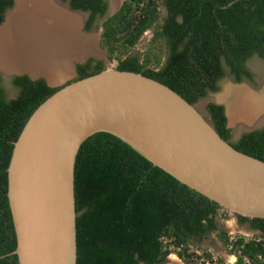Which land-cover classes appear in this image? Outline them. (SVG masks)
Masks as SVG:
<instances>
[{
  "label": "trees",
  "instance_id": "obj_1",
  "mask_svg": "<svg viewBox=\"0 0 264 264\" xmlns=\"http://www.w3.org/2000/svg\"><path fill=\"white\" fill-rule=\"evenodd\" d=\"M88 13L84 29L106 15V0H62ZM14 0H0V23ZM161 8L166 15L161 16ZM146 31L145 50L132 49ZM101 49L118 70L153 78L195 103L220 90L230 76L254 81L248 61H264V0H124L102 23ZM101 59L76 63L66 83L106 69ZM10 97L0 76V264H19L13 253L16 234L8 201V166L14 143L35 109L61 86L16 75ZM216 131L237 150L264 161V127L245 131L233 141L225 106L208 102ZM76 264H169L175 253L185 264L212 259L215 264H264V218L236 215L260 234L246 237L218 229L228 217L217 202L189 187L116 135L100 131L81 144L75 162ZM213 233L228 263L201 241ZM201 250V255L190 251Z\"/></svg>",
  "mask_w": 264,
  "mask_h": 264
},
{
  "label": "water",
  "instance_id": "obj_2",
  "mask_svg": "<svg viewBox=\"0 0 264 264\" xmlns=\"http://www.w3.org/2000/svg\"><path fill=\"white\" fill-rule=\"evenodd\" d=\"M55 1L87 18V12ZM106 1L109 11L101 25L124 2ZM15 4L16 0L0 26ZM90 56L96 57L87 54L72 60L70 73L57 82L25 70L0 69L3 81L25 74L30 79L43 78L49 86H61L27 120L7 169V195L17 240L13 253L19 264H76V156L83 141L100 131L116 135L230 214L264 218V161L223 139L207 109L203 107L209 119L197 107L199 100L189 103L153 78L116 68L66 83L76 76L74 63ZM262 127L264 121L238 129L232 126L231 134L237 139L245 131ZM167 260L173 259L168 256Z\"/></svg>",
  "mask_w": 264,
  "mask_h": 264
},
{
  "label": "bare ground",
  "instance_id": "obj_3",
  "mask_svg": "<svg viewBox=\"0 0 264 264\" xmlns=\"http://www.w3.org/2000/svg\"><path fill=\"white\" fill-rule=\"evenodd\" d=\"M55 2L16 0L0 26V69L25 70L57 82L70 73L72 59L94 55L92 41L77 34L82 14ZM259 96L245 87L234 90L237 102L227 109L232 126L238 129L264 121V101Z\"/></svg>",
  "mask_w": 264,
  "mask_h": 264
},
{
  "label": "rangeland",
  "instance_id": "obj_4",
  "mask_svg": "<svg viewBox=\"0 0 264 264\" xmlns=\"http://www.w3.org/2000/svg\"><path fill=\"white\" fill-rule=\"evenodd\" d=\"M165 15H166L165 9L161 8V16H165ZM81 16H82L81 21H80L81 24H79V27L81 30H79V32L80 34L87 33L84 35L87 37H91L93 41L92 44L94 48V54L96 55V57L94 58L103 60L107 68H114L112 66V61H109L107 55L101 49L100 44H99V36H100L101 29H102L101 23H100L101 18L96 20L94 23V26L87 31L84 29L86 18L83 17V15ZM150 37H151V32L146 31L144 35L141 37L140 41L132 49V52L142 54V52L145 50L146 43L148 42V39ZM248 64H249V67L255 73V78L253 82H250L247 80H243L242 82H235L230 76H227L220 82L219 84L220 90H218L216 93H208L205 97L199 99V102H197V107L200 109L203 115L207 116V119L209 118H208V115H206L203 107L206 108V104L211 101L222 103L224 104V106H227V107H229V105L236 104L237 101L234 98V90L237 88L239 89L241 87H245L248 90H252L257 95H260L259 97L260 98L262 97L264 101V84H263L264 71L262 72V74H260V71L264 69V61L259 58L253 57L248 61ZM74 65H76V63H74ZM261 78H262V82H261ZM10 80H11L10 77L8 79L5 78V80L3 81V84L6 90L8 91V94L11 96H15L18 89L11 84ZM67 80H65L64 82H66ZM230 128H232V126ZM232 140L235 141L236 139L233 138ZM228 214H229L228 217H221L218 219V228L220 230H225L231 235L242 234L246 237H253V236L260 234L258 231L249 228L247 223H239L236 216L230 214L229 212ZM200 244L204 248H209L210 250L212 249L211 251L213 250L216 252L219 251L217 250V246H219V248H222V250L224 249L222 244L217 240V238L215 237L213 233H210L207 238L201 241ZM169 257L173 259L172 262L168 260L169 264H185L174 253L170 254Z\"/></svg>",
  "mask_w": 264,
  "mask_h": 264
},
{
  "label": "built area",
  "instance_id": "obj_5",
  "mask_svg": "<svg viewBox=\"0 0 264 264\" xmlns=\"http://www.w3.org/2000/svg\"><path fill=\"white\" fill-rule=\"evenodd\" d=\"M115 65H116V63H115V61L114 62H112V66L113 67H115ZM190 251H193L195 254H197V255H201L202 253H201V250H199V249H196V248H191L190 249ZM175 254V253H174ZM216 256L214 255L213 257H212V259H202V258H200V259H198V262H197V264H215L216 263ZM245 262H246V264H251L248 260H246L245 259Z\"/></svg>",
  "mask_w": 264,
  "mask_h": 264
},
{
  "label": "crops",
  "instance_id": "obj_6",
  "mask_svg": "<svg viewBox=\"0 0 264 264\" xmlns=\"http://www.w3.org/2000/svg\"><path fill=\"white\" fill-rule=\"evenodd\" d=\"M212 250V249H211ZM217 250L219 251H214V253H216L218 256H221L222 258H224V260L228 263H233L236 259V257L234 255L228 254L224 249L222 250V248H219V246H217Z\"/></svg>",
  "mask_w": 264,
  "mask_h": 264
},
{
  "label": "flooded vegetation",
  "instance_id": "obj_7",
  "mask_svg": "<svg viewBox=\"0 0 264 264\" xmlns=\"http://www.w3.org/2000/svg\"><path fill=\"white\" fill-rule=\"evenodd\" d=\"M108 11H109V5H108V2H107V9H106V14L108 13ZM166 12V11H165ZM87 17H88V14H87ZM87 19V18H86ZM99 19V18H98ZM97 19V20H98ZM97 25V24H96ZM93 26H94V24H93ZM92 26V27H93ZM91 27V28H92ZM101 28H102V25H101ZM88 31V30H87ZM78 35H80L81 37H83L84 39H86V40H89V41H92V39L90 38V37H87V36H85V35H82V34H80V33H77ZM92 43H93V41H92ZM93 45V44H92ZM17 74H14V75H12L10 78H12V77H14V76H16ZM217 92V91H216ZM216 92H208V93H216ZM207 93V94H208ZM212 102H216V101H212ZM248 224V223H247ZM248 226H249V224H248ZM251 228V227H250ZM252 229V228H251ZM254 230V229H253ZM257 231V230H256Z\"/></svg>",
  "mask_w": 264,
  "mask_h": 264
},
{
  "label": "clouds",
  "instance_id": "obj_8",
  "mask_svg": "<svg viewBox=\"0 0 264 264\" xmlns=\"http://www.w3.org/2000/svg\"><path fill=\"white\" fill-rule=\"evenodd\" d=\"M216 254V253H215ZM177 256V255H176ZM218 256V255H217Z\"/></svg>",
  "mask_w": 264,
  "mask_h": 264
}]
</instances>
